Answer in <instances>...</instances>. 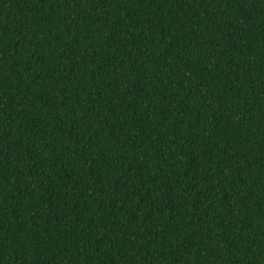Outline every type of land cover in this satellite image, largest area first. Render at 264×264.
<instances>
[{"label":"trees","instance_id":"16d2710c","mask_svg":"<svg viewBox=\"0 0 264 264\" xmlns=\"http://www.w3.org/2000/svg\"><path fill=\"white\" fill-rule=\"evenodd\" d=\"M0 264H264V0H0Z\"/></svg>","mask_w":264,"mask_h":264}]
</instances>
